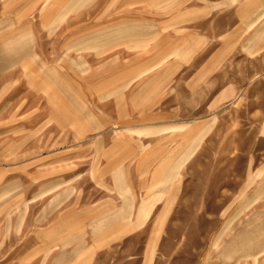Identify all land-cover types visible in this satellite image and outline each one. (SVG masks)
I'll return each mask as SVG.
<instances>
[{"label": "rangeland", "instance_id": "rangeland-1", "mask_svg": "<svg viewBox=\"0 0 264 264\" xmlns=\"http://www.w3.org/2000/svg\"><path fill=\"white\" fill-rule=\"evenodd\" d=\"M245 1L0 0V264H264Z\"/></svg>", "mask_w": 264, "mask_h": 264}, {"label": "crops", "instance_id": "crops-1", "mask_svg": "<svg viewBox=\"0 0 264 264\" xmlns=\"http://www.w3.org/2000/svg\"><path fill=\"white\" fill-rule=\"evenodd\" d=\"M191 2V0H189ZM187 2V1H185ZM233 3H235V0H232ZM245 3H247V6L251 5L254 6L255 8L252 9L251 7H249L247 9V11H245L244 9H240L236 12L235 10L232 11V15L233 16H238V19L240 18V16H244L245 14L251 15V14H259L262 10H259L260 8L264 9V0H246ZM253 4V5H252ZM186 14V13H185ZM166 38H168V40H173L179 41V44L183 45V47H187V46H191L194 47L197 43L203 41L205 38L204 37H193V36H188L187 34H185L182 38L180 39H171L172 37L166 36ZM10 131V130H9Z\"/></svg>", "mask_w": 264, "mask_h": 264}]
</instances>
